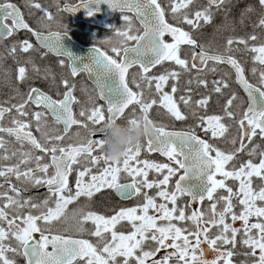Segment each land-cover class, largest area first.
Segmentation results:
<instances>
[{
  "label": "snow or ice",
  "instance_id": "snow-or-ice-1",
  "mask_svg": "<svg viewBox=\"0 0 264 264\" xmlns=\"http://www.w3.org/2000/svg\"><path fill=\"white\" fill-rule=\"evenodd\" d=\"M228 2L206 0L204 6L190 12L196 0H169L168 9L161 0H81L80 5L62 10L75 12L83 8L88 16H93L100 4H106L111 10L119 11L123 21L120 27L111 26V31L122 38L120 45L111 48L112 54L93 47L87 62L64 47L62 38L67 35V29L45 35L25 21L16 4L8 0L0 3V35L8 39L19 30L31 33L41 48L69 58L71 77L87 73L93 81L95 101H104V104L93 101L90 106H82L78 113L82 119H78L73 107L84 102L75 95V82L62 78L60 84L64 91L58 93L59 99L30 86L18 103H0V178L3 180L0 183V264H16L9 253L13 257L22 256L25 264H233L238 242L250 250L246 255L254 258L252 264H264V149L260 144H253L258 136L264 140V70L259 72V86L249 83L237 58L210 52L192 34L212 22L214 10L227 11L224 6ZM257 4L262 12L254 27L264 30V0H257ZM29 6L39 10L42 19H54L38 0H29ZM253 10L249 5L241 14V22L243 16ZM169 12L177 20L176 24L166 18ZM9 20L11 23H6ZM134 20L143 27L142 34L138 29L134 32ZM182 24L190 30H184ZM166 36H170L172 42H167ZM257 39L255 34L230 36L226 41V52L231 53L233 45H243L256 53L253 59L264 66V43L249 47V41ZM130 41L134 44L129 45ZM182 46H187L190 51L181 55ZM34 48L33 43L24 39L12 44L10 55L15 58L17 51L27 54ZM165 62L178 66L179 71L165 69L160 74H150ZM59 64L64 67V60L61 59ZM222 64L231 67L236 82L247 93L248 106L239 118L232 110L238 99L235 93L226 100L222 115H200L198 111L206 110L211 93L223 95L229 88L225 78L229 73L213 80L210 93L200 99L193 101L192 89L188 87L177 101L175 94L180 90L179 80L183 74L195 72L188 85L194 79L198 87L207 89L209 81L202 78V74L206 71L215 73L217 66ZM134 66H138L139 79L136 75L129 78ZM32 71L39 74L41 70L32 63ZM252 71L255 74L256 69ZM17 72L16 91L19 92V84L28 79L27 68L18 62ZM49 77L55 83L54 73L46 69L43 78ZM169 81L173 83L170 91H166ZM145 89H154L155 95L145 98ZM88 99L92 101L91 96ZM181 103L185 108L195 105L191 116L196 123L187 130L168 131L150 119L149 113L157 105L176 121L188 119L181 110ZM132 105L138 106L144 123L152 125L153 132L144 143L129 146L123 159L112 160L102 150L104 139L99 129L105 122H117ZM49 114L56 124L63 125L64 135L47 130ZM6 116L11 117L10 126L4 124ZM226 120H235L239 130L237 137L230 141L233 145L230 151L222 150L196 133L200 128L211 139L223 138L229 132ZM127 123L138 124L139 120L133 117ZM89 124L93 128L89 129L85 143L62 144L73 126L88 129ZM34 131L40 134L39 137ZM6 136L14 138L20 146L10 154ZM250 144H253L251 148L248 147ZM145 150L158 152L168 162L141 160ZM246 150L248 160L232 163ZM257 154L260 157L258 163L251 159ZM14 157H18L15 163H2ZM81 157H85L87 163L79 168ZM101 162L104 166L95 173L88 166H98ZM74 172L76 178L70 183ZM150 172H155L157 178L149 179ZM122 173L131 181L122 183ZM228 180L238 182L235 190ZM256 180L260 183L254 186ZM18 184L24 187H18ZM30 187H46L45 198L38 203L32 197H25L23 193ZM5 188L6 191L2 190ZM153 188L156 189L154 195L145 191ZM103 189L113 190L126 199L142 196L143 203L121 208L112 216L81 209L77 219L79 231H87L97 238L96 243L52 233L48 226L65 215L69 204L80 197L91 200ZM219 190L227 194L217 196ZM183 197L190 199L181 205L179 201ZM205 199L210 202L207 211L192 208L196 203L202 205ZM42 205L46 210H40ZM237 207L239 211L235 210ZM32 210H37L38 214ZM237 221L241 222L240 227L234 226ZM88 222L94 225V230L84 228ZM122 222L130 226L127 234L116 231ZM213 229H216L214 235ZM37 233L38 238L34 235ZM146 246H149L147 250ZM206 251L215 253L214 258H205ZM161 252L164 254L160 255Z\"/></svg>",
  "mask_w": 264,
  "mask_h": 264
},
{
  "label": "flooded vegetation",
  "instance_id": "flooded-vegetation-1",
  "mask_svg": "<svg viewBox=\"0 0 264 264\" xmlns=\"http://www.w3.org/2000/svg\"><path fill=\"white\" fill-rule=\"evenodd\" d=\"M11 3L16 4L23 16L24 19L27 21V23L35 30L40 31L42 33H49V32H64L65 29H67V37H69L73 42H76L80 44L82 47H98L103 49L105 52H108V54L111 53L112 47H117L120 45L121 37L115 35L113 31H111V26L120 27L123 24L122 21V14L120 12H116L113 14L110 18H107V13H102L100 11H96L93 16H90L94 21L101 23V26L95 25L89 22L85 21V18L88 16L86 10H77L75 12L71 11H63L65 7L68 9L73 8L76 5L81 4V0H38L42 4V6L46 7L53 15L54 19L52 21H47L42 19V13L29 6V0H8ZM5 2V0H0V3ZM167 0H161V3L163 6L167 9L166 5ZM206 3V0H196V3H194L191 6V10L195 11L196 9L204 6ZM215 11L214 18L210 24L203 25L201 28L204 33V39H202L200 36L197 37L194 34L193 36L199 41L200 44L204 45L210 52H218L216 49H213L211 44L213 45H219V32H220V21L216 18ZM131 15V14H129ZM167 19L173 23L176 24L177 20L172 17L170 12L167 15ZM104 25H108L109 28H106ZM184 30H190L189 26L186 24L180 25ZM139 30L141 32V27L139 24L136 23L134 20V32L135 30ZM200 30V29H198ZM212 34H210V33ZM208 33V35H207ZM213 35V36H211ZM209 38H208V37ZM217 36V37H216ZM213 39H212V38ZM218 38V39H217ZM24 39H28L33 45L35 46L34 50L38 53L44 54L46 57V60L53 61L57 64L56 69L52 72L55 75V83L52 82L51 77L48 79H44L45 70L43 68L35 63L40 68V73L37 74L32 71V66L30 65V61L28 59L27 53H19L18 59L14 62L10 61L12 57H10V48L14 42L22 41ZM210 39V40H209ZM216 39V40H215ZM129 45H131V41L128 42ZM6 47V48H4ZM7 52L5 62L3 63L0 61V103H4L6 101H10V103H18L20 100L21 95L26 94L29 90V87H37L40 88L42 91L47 93L48 95H51L53 99H59L61 98L58 93H62L64 91L63 86L60 84V81L62 78H67L70 83L75 82L76 84V90L75 95L84 102L83 104L74 105L73 111L76 113L78 119H82L79 117L78 113L82 106H90L91 102H97L99 104H104L102 101H95L96 93L93 91V84H91L85 73H81L77 77L73 78L70 75V70L68 67V62L64 57H55L52 56L49 52L46 50H43L38 47L34 40V36L27 32L26 30H19L16 34H14L11 38L3 39L0 41V60L3 57V49ZM188 51L187 46H182V52L181 55L186 54ZM63 59L65 62V66L61 67L59 64V61ZM242 63V66L245 69L246 76L253 81L255 84H259V76L257 78H253L250 76L248 71V61L240 60ZM18 62L20 65H24L27 68V74L28 79L25 80L22 84H19V92L16 91L17 88V80L16 77L18 75L17 68H18ZM212 65L209 64V68H211ZM218 68V67H217ZM219 69L217 72L213 73L211 71H206L204 74H202V78H206L209 81L208 88L205 89L202 86H199L198 93L192 94L193 101L200 99L203 95L209 94L210 90L212 88V81L219 79ZM133 75V71H130V79ZM185 87L184 92L186 88L190 87L188 85L189 80V74L185 73ZM229 88L225 89L227 91L228 95L230 96L232 93H235L237 95L238 92H240L235 84L234 76L231 73L230 80H229ZM82 89H85V91H82ZM241 93V92H240ZM155 95V92L148 91L145 89V98H150ZM89 96L92 97V101H89ZM158 106V105H157ZM157 106H154L153 109H156ZM195 107L194 104L189 105L188 108H184L183 112H185L188 115V119L185 120L187 126L189 127L191 125H194L196 121L191 116V107ZM220 106H221V98L219 94L211 93V99L210 102L206 108V110H198L200 115H221L220 113ZM35 106H30V108L34 109ZM135 109L139 111L138 106L135 105ZM152 109V110H153ZM13 115H15V112H13ZM30 119V117H29ZM130 118L129 110H127L123 116L117 120V123H126ZM10 116H6L4 120V124L6 126H10ZM47 123L48 127L47 130L52 134H61L63 133V125L56 124L51 115L49 114L47 116ZM225 123L229 126L232 124V121H225ZM100 127V126H96ZM93 128V125L89 124V128L85 129L79 126H73V128L68 132L67 135H65L64 140L62 141V144L67 146L69 144L72 145H78L81 143H85L86 140L89 138V129ZM236 133L238 134V128H235ZM34 130V125H33ZM230 132V130H229ZM228 132V133H229ZM78 133V134H77ZM196 133L201 136V138L209 139L211 143L221 148V138L219 139H211L210 135H206L200 128L196 129ZM39 137V133H35ZM6 140L9 141L8 149L9 154L14 149H19V145L16 144L14 138L5 137ZM144 143V140L142 141ZM238 146V144H237ZM99 154V153H96ZM244 154H239L238 158L243 157ZM247 156V155H245ZM18 157H14L13 159L9 161H3L4 164H11L15 163ZM81 164L77 167L82 168L86 163L87 160L85 157H81ZM141 160L147 159L150 161H155L157 163H166L167 158L160 155L157 152L149 153L146 150L142 151ZM240 161H234V164H238ZM93 172H97L99 169H101L104 165L103 162H101L98 166H91ZM51 171V170H50ZM75 172L70 176V183L75 180ZM157 178V174L155 172L149 173V179ZM162 178V176L160 177ZM121 182L122 183H128L131 181V178L128 177L126 174H121ZM175 178H173L174 183ZM13 182H15L13 178ZM0 183H3L2 178H0ZM227 183L234 188V190L237 187L238 182L228 180ZM259 180L255 181L254 186L259 185ZM18 187H24L23 185H17ZM7 190V188L2 189ZM149 193V195H154L156 192V189L153 188L151 190H145ZM47 193L46 187H40V188H29L28 191L24 192L23 195L25 197H32L35 202H40L45 198V195ZM227 193L223 190H219L216 195H226ZM189 197H183L179 201L181 205H183L186 201H188ZM157 201H159V198H157ZM143 203V197L142 196H134L132 198H121L119 195H117L113 190L109 189H103L100 193H97L91 200H89L87 197H80L78 200L74 201L73 203L69 204L65 215L61 217L60 220L53 222L50 227L53 234H62L66 237H70L73 239H88L93 243H96L97 238L90 236L87 231L81 232L79 231V225L77 223V219L79 218L78 214L80 213V210L82 209L83 212L93 211L98 214H102L105 216H112L115 214L116 211H119L121 208H131L135 207L139 204ZM209 201L205 199L202 205L198 204V206L195 207V209L202 208L203 210L207 211L209 207ZM235 203V201H234ZM50 206L54 207V204H50ZM193 208V207H192ZM40 210H46L43 208V205L41 206ZM236 211H239V207L235 209ZM28 209H25V212H27ZM34 214H38L37 210H32ZM191 211V209H189ZM229 222H231L229 220ZM253 222H255V218H253ZM241 222L237 221L234 225L235 227H240ZM191 227V225H188ZM84 228L91 231L94 230V225L91 222H88L84 225ZM116 231L118 232H125L127 234L128 231H130V226L127 224V222H122L120 225L117 226ZM216 232V229H213L212 234L214 235ZM37 238L39 234H34ZM239 240V237H238ZM14 244V242H13ZM154 246V245H149ZM146 246V249L149 247ZM204 247L207 249V245H204ZM231 247V246H229ZM49 250H51V247H49ZM250 250L241 245L239 242L237 243V246L234 250V255L232 257L233 264H252V260L254 259L251 256L246 255ZM164 253L161 252L160 255H163ZM258 255V250H257ZM9 256L14 258L16 260V264H25L24 258L22 256H15L13 257L11 253H9ZM215 256V253L211 251H206L205 258L207 259H213Z\"/></svg>",
  "mask_w": 264,
  "mask_h": 264
},
{
  "label": "clouds",
  "instance_id": "clouds-1",
  "mask_svg": "<svg viewBox=\"0 0 264 264\" xmlns=\"http://www.w3.org/2000/svg\"><path fill=\"white\" fill-rule=\"evenodd\" d=\"M4 36L0 35V41ZM138 124L105 122L99 131L103 135V152L112 160L124 158L129 146L141 144L153 132L152 125H146L143 118H138Z\"/></svg>",
  "mask_w": 264,
  "mask_h": 264
},
{
  "label": "rangeland",
  "instance_id": "rangeland-1",
  "mask_svg": "<svg viewBox=\"0 0 264 264\" xmlns=\"http://www.w3.org/2000/svg\"><path fill=\"white\" fill-rule=\"evenodd\" d=\"M250 3H251V1H249V2L246 4V8L250 5ZM229 4H230V1L227 3V11H225V10L217 11V13H216V18H217L218 21H222V20H225L226 18H228ZM240 10H241V8H239V7H236V8H235V11H237V12H241ZM236 17H237V19H234V20H231V18H229L230 22H231V23H238V21L241 20L239 13H237ZM238 18H239V20H238ZM253 27H254V25H252L251 28H250V30H251L252 32H253ZM253 34H255V31L253 32ZM255 35H256V34H255ZM224 44H225V42H224ZM5 48H6V47H5ZM2 50H3V54H6V53H7V52L4 50V48H3ZM254 56H255V55H254ZM17 59H18V56H17V54H16L15 58L12 57V58L10 59V61L14 62V61H16ZM250 67H251L252 70H253L254 68H255L256 70H258V69L261 67V65H260L258 62H256L254 59H252L251 64H250ZM224 105H225V103L222 101L221 115L223 114V107H224ZM234 109H235V108H232L233 111H235ZM235 113H236V111H235ZM240 113H241V108H240V107H237V115H238V118H239V116H240Z\"/></svg>",
  "mask_w": 264,
  "mask_h": 264
},
{
  "label": "water",
  "instance_id": "water-1",
  "mask_svg": "<svg viewBox=\"0 0 264 264\" xmlns=\"http://www.w3.org/2000/svg\"><path fill=\"white\" fill-rule=\"evenodd\" d=\"M101 8L102 7H107V5L106 4H100L99 5ZM45 35H47V34H45ZM35 39H36V37H35ZM37 40V39H36ZM37 42L39 43V41L37 40ZM62 43H63V45H64V47L68 50V51H70L74 56H77V57H81V58H84V60H85V62H87V57L90 55V52L91 51H86V52H84L83 50H81L78 46H74V45H72V44H70V43H66L65 41H64V39L62 38ZM40 44V43H39ZM47 49V48H46ZM49 50V49H48ZM51 53H53L54 55H56V56H59L55 51H51V50H49ZM64 57H66L67 59H68V61H69V58L67 57V56H64ZM88 75V74H87ZM88 78H89V80L91 81V82H93L92 81V78L88 75ZM242 88V87H241ZM243 89V88H242ZM244 90V89H243ZM246 93V92H245ZM246 95H247V93H246Z\"/></svg>",
  "mask_w": 264,
  "mask_h": 264
},
{
  "label": "trees",
  "instance_id": "trees-1",
  "mask_svg": "<svg viewBox=\"0 0 264 264\" xmlns=\"http://www.w3.org/2000/svg\"><path fill=\"white\" fill-rule=\"evenodd\" d=\"M237 19V17H231V20ZM231 23V22H230ZM228 24V21L223 20V25H222V36H224V27ZM235 23H233L231 26H233ZM234 27V26H233Z\"/></svg>",
  "mask_w": 264,
  "mask_h": 264
},
{
  "label": "bare ground",
  "instance_id": "bare-ground-1",
  "mask_svg": "<svg viewBox=\"0 0 264 264\" xmlns=\"http://www.w3.org/2000/svg\"><path fill=\"white\" fill-rule=\"evenodd\" d=\"M209 33H210V32H209ZM210 34H212V33H210ZM207 35H208V33H207ZM211 36H213V35H211ZM204 37H205V36H204ZM207 37H208V36H207ZM216 37H217V36H216ZM208 38H209V37H208ZM211 38H212V37H211ZM218 38H219V37H218ZM218 38H217V39H218ZM212 39H213V38H212ZM209 40H210V39H209ZM215 40H216V39H215Z\"/></svg>",
  "mask_w": 264,
  "mask_h": 264
}]
</instances>
